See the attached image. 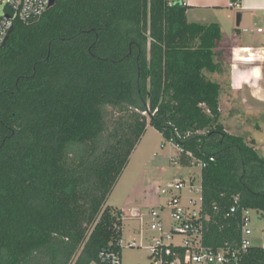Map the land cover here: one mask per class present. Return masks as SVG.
Instances as JSON below:
<instances>
[{"label": "trees", "instance_id": "trees-1", "mask_svg": "<svg viewBox=\"0 0 264 264\" xmlns=\"http://www.w3.org/2000/svg\"><path fill=\"white\" fill-rule=\"evenodd\" d=\"M187 11L182 0H56L15 23L0 48L1 264L98 263L122 236L107 201L148 125L183 164L208 162L206 245L239 239L242 209L264 218V156L226 131L209 77L222 72L221 28ZM240 264H264V250Z\"/></svg>", "mask_w": 264, "mask_h": 264}, {"label": "built area", "instance_id": "built-area-1", "mask_svg": "<svg viewBox=\"0 0 264 264\" xmlns=\"http://www.w3.org/2000/svg\"><path fill=\"white\" fill-rule=\"evenodd\" d=\"M182 2L185 5L184 0ZM50 4L51 0H0V8L4 11L0 17V48L17 21L28 24L40 18L50 9ZM229 8L242 9V0H230ZM255 31L264 36V21ZM261 50L264 51V47ZM189 157L200 168V179L197 180L195 177L177 179L162 188L160 194L168 198L167 207H162L160 211L151 209L148 215L152 222L148 225V230L144 228L141 212L132 213L131 217L141 221L140 227L135 229L137 238L125 242L121 236L115 243L101 251L99 262L96 264H123L124 247L144 248L149 253L151 264H240L242 254L251 248L260 247L264 250V229L260 230L259 235L255 234L250 226L253 211L251 209L241 210V217L238 220L239 239L227 241L217 248L205 244L206 234L213 221L212 215L204 206L202 170L207 167L208 162L196 160L192 155ZM210 161L214 159L210 158ZM239 210L240 201L236 197L223 218L236 217ZM213 211L218 212L219 208L215 206ZM122 212L123 222L128 216ZM166 212L168 218L165 216ZM144 242L147 245H144ZM1 256L0 249V264Z\"/></svg>", "mask_w": 264, "mask_h": 264}, {"label": "rangeland", "instance_id": "rangeland-1", "mask_svg": "<svg viewBox=\"0 0 264 264\" xmlns=\"http://www.w3.org/2000/svg\"><path fill=\"white\" fill-rule=\"evenodd\" d=\"M3 13V8H0V17ZM222 34L218 46L224 58L222 72L209 76L222 85L221 122L228 133L245 137L247 143L264 156V104L255 101L248 88L243 89L232 84L231 45L235 34L226 31H222ZM260 36L256 35L247 43L260 46L264 42V38ZM200 176L201 170L194 160L191 159L189 164L180 162L178 147L167 142L158 130L148 125L145 135L133 151L127 167L109 196L107 205L122 211H140L144 228L148 230V225L152 222L148 215L151 209L160 211L162 207H167L168 198L162 196L160 190L177 179L195 177L199 180ZM128 214L130 215L122 222V239L125 242L137 238L135 229L141 224L139 219L131 217L132 213ZM165 216L168 218V212ZM250 226L256 235L264 229V218H260L256 211L251 213ZM144 245L147 243L144 242ZM148 257L149 253L144 248L122 249L123 264H151Z\"/></svg>", "mask_w": 264, "mask_h": 264}, {"label": "crops", "instance_id": "crops-1", "mask_svg": "<svg viewBox=\"0 0 264 264\" xmlns=\"http://www.w3.org/2000/svg\"><path fill=\"white\" fill-rule=\"evenodd\" d=\"M230 0H184L187 18L194 23H215L221 31L234 32L232 37V84L248 88L255 101L264 104V42L252 46L247 42L260 36L255 29L264 21V0H242V9L229 8ZM263 37L264 36H260ZM250 49L251 52H243ZM129 213L140 211L129 210ZM140 227V225H139Z\"/></svg>", "mask_w": 264, "mask_h": 264}, {"label": "water", "instance_id": "water-1", "mask_svg": "<svg viewBox=\"0 0 264 264\" xmlns=\"http://www.w3.org/2000/svg\"><path fill=\"white\" fill-rule=\"evenodd\" d=\"M55 3H56V0H51L50 8H52V7L55 5ZM12 32H13V29L10 31V34H9V36L7 37V39H6L5 43L3 44V46H2V47H4V46L7 44V42H8V40H9V38H10V35H11V33H12Z\"/></svg>", "mask_w": 264, "mask_h": 264}, {"label": "bare ground", "instance_id": "bare-ground-1", "mask_svg": "<svg viewBox=\"0 0 264 264\" xmlns=\"http://www.w3.org/2000/svg\"><path fill=\"white\" fill-rule=\"evenodd\" d=\"M242 51H243V52H251L250 49H243Z\"/></svg>", "mask_w": 264, "mask_h": 264}]
</instances>
